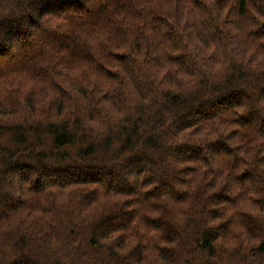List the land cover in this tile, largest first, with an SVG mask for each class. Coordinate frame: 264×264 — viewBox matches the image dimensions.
<instances>
[{
	"label": "trees",
	"instance_id": "trees-1",
	"mask_svg": "<svg viewBox=\"0 0 264 264\" xmlns=\"http://www.w3.org/2000/svg\"><path fill=\"white\" fill-rule=\"evenodd\" d=\"M0 264H264V0H0Z\"/></svg>",
	"mask_w": 264,
	"mask_h": 264
}]
</instances>
